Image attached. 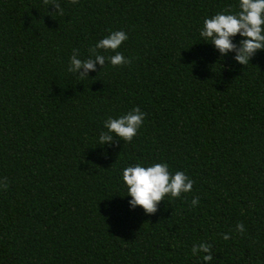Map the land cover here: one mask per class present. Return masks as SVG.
I'll use <instances>...</instances> for the list:
<instances>
[{"label": "trees", "instance_id": "trees-1", "mask_svg": "<svg viewBox=\"0 0 264 264\" xmlns=\"http://www.w3.org/2000/svg\"><path fill=\"white\" fill-rule=\"evenodd\" d=\"M237 4L0 0V264H204L200 242L207 264H264V50L241 65L199 36ZM113 30L129 63L67 71L74 49L114 54L93 51ZM136 106L137 134L100 145L103 122ZM137 163L192 190L130 209L121 171Z\"/></svg>", "mask_w": 264, "mask_h": 264}, {"label": "clouds", "instance_id": "clouds-1", "mask_svg": "<svg viewBox=\"0 0 264 264\" xmlns=\"http://www.w3.org/2000/svg\"><path fill=\"white\" fill-rule=\"evenodd\" d=\"M53 7L59 10L58 5ZM237 8L235 12L221 11L211 17H205L199 36L205 43L212 45L221 57L235 52L234 60L245 65L257 51L264 50V0H238ZM237 35L241 37L238 41L239 47L233 43ZM127 38L125 31L113 30L96 41L93 51L111 50L114 54L107 57L94 52V55L80 59L74 49L69 57L67 71L74 75L83 69L80 77H85V73L95 70L96 64L105 65L106 60L113 66L129 63L128 58L118 51ZM144 117L145 113L138 106L116 118L108 117L103 122L106 131H100L98 143L102 146L110 144L113 136L130 141L137 134ZM121 178L127 189V196L130 197L129 208L140 207L145 213L155 212L158 203L164 200L166 195L172 198L180 197L181 193L190 192L193 186V180L184 172H170L167 163L130 165L122 169ZM197 203V198L193 197L191 205L195 206ZM236 229L243 232V224L238 223ZM223 238L228 239V236L224 235ZM210 247L205 242L193 244L191 254L200 255L204 264H207L212 259Z\"/></svg>", "mask_w": 264, "mask_h": 264}]
</instances>
